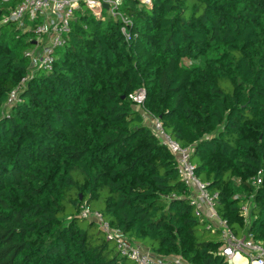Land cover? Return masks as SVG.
Segmentation results:
<instances>
[{
	"label": "trees",
	"instance_id": "16d2710c",
	"mask_svg": "<svg viewBox=\"0 0 264 264\" xmlns=\"http://www.w3.org/2000/svg\"><path fill=\"white\" fill-rule=\"evenodd\" d=\"M17 2L0 0V264H135L86 210L155 256L227 264L140 90L218 217L264 246V0H125L128 37L78 13L52 71L2 23Z\"/></svg>",
	"mask_w": 264,
	"mask_h": 264
},
{
	"label": "built area",
	"instance_id": "2783aa9c",
	"mask_svg": "<svg viewBox=\"0 0 264 264\" xmlns=\"http://www.w3.org/2000/svg\"><path fill=\"white\" fill-rule=\"evenodd\" d=\"M13 1L15 0H3V3L10 4ZM135 1L145 4L151 2V0ZM124 2L125 0H18L14 7L8 9V14L5 15L2 23H14L24 33L34 35L31 39L33 46L25 54L29 69L52 71L55 53L67 44L72 23L76 20L78 13H89L102 22L108 19L118 20L122 25L121 32L128 37L127 28L131 21L122 11ZM130 98L135 105L143 107L145 92L140 90ZM15 100L16 91H13L8 103ZM149 116L152 123V127H149L153 129L160 142L167 147L177 161L179 176L191 192V205L197 209V214L209 224L208 228L220 231L222 242L220 256L227 264H264L262 243L254 241L250 236L237 238L229 229L228 223L216 214L213 198L208 193L206 185L196 177L195 166L191 162V150L181 147L172 140L164 132L160 121ZM145 120H147L146 117H144ZM256 183L260 184L261 181L257 180ZM247 213V208H244L245 217ZM83 217L95 220L105 234L115 240L121 256L135 264H188L181 257L155 256L141 246L133 244L120 231L110 228L99 213H89L86 210ZM213 222L216 226L212 224ZM237 257L244 262L236 261Z\"/></svg>",
	"mask_w": 264,
	"mask_h": 264
},
{
	"label": "rangeland",
	"instance_id": "374dc122",
	"mask_svg": "<svg viewBox=\"0 0 264 264\" xmlns=\"http://www.w3.org/2000/svg\"><path fill=\"white\" fill-rule=\"evenodd\" d=\"M135 110L138 111V112H140L144 117H146V119H147V120H145L146 121V125L152 127L151 119H149L151 117L149 116L148 112L144 109V107H142V106H140V105L137 104V105H135ZM147 114H148V116H147ZM212 224L214 226H216L215 222H213Z\"/></svg>",
	"mask_w": 264,
	"mask_h": 264
},
{
	"label": "bare ground",
	"instance_id": "6f19581e",
	"mask_svg": "<svg viewBox=\"0 0 264 264\" xmlns=\"http://www.w3.org/2000/svg\"><path fill=\"white\" fill-rule=\"evenodd\" d=\"M236 261H243L240 257L236 258ZM244 262V261H243Z\"/></svg>",
	"mask_w": 264,
	"mask_h": 264
},
{
	"label": "water",
	"instance_id": "95a60500",
	"mask_svg": "<svg viewBox=\"0 0 264 264\" xmlns=\"http://www.w3.org/2000/svg\"><path fill=\"white\" fill-rule=\"evenodd\" d=\"M105 9H107V6H105Z\"/></svg>",
	"mask_w": 264,
	"mask_h": 264
}]
</instances>
